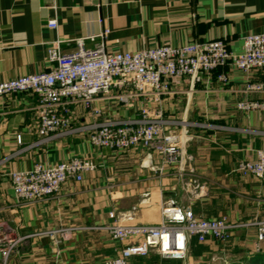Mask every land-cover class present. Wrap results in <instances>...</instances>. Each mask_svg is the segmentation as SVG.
Instances as JSON below:
<instances>
[{
  "label": "crops",
  "instance_id": "obj_1",
  "mask_svg": "<svg viewBox=\"0 0 264 264\" xmlns=\"http://www.w3.org/2000/svg\"><path fill=\"white\" fill-rule=\"evenodd\" d=\"M53 19L56 30L47 26ZM105 29L108 53L213 40L237 53L243 37L264 34V0H0V83L48 71L53 66L47 51L53 42H60L62 54L74 52L78 40L90 49L99 39L89 38ZM220 74L227 76L226 83L217 79ZM248 83L264 85V71L245 76L220 68L203 75L194 89L182 84L162 98L165 117L200 125L191 128L194 138L187 147L193 173L206 187L205 196L191 207L197 218L264 222V180L235 172L240 161L252 160L256 150L264 149V110L246 113L237 108L242 101H264V90L245 91ZM36 100L29 93L0 98V161H5L0 166V224L11 237L22 238L9 264H101L122 248L100 229L114 223L109 213L117 219L130 215L132 220L125 221L129 224L156 225L163 203L186 204L176 170L149 172L142 167L144 152L139 148L127 153L99 150L83 135L31 148L39 141ZM99 105L115 119L137 116L134 108L112 100ZM75 112L74 126L90 121L80 107ZM73 157L92 160L96 170L80 183L68 181L56 196L15 201L9 172L29 171L36 164L53 166ZM59 229L72 231L56 259L47 233ZM255 236L254 227L238 230L229 242L240 249ZM197 245L194 240L190 248ZM261 249L264 252V245ZM129 264L175 261L150 255L132 258Z\"/></svg>",
  "mask_w": 264,
  "mask_h": 264
},
{
  "label": "built area",
  "instance_id": "obj_2",
  "mask_svg": "<svg viewBox=\"0 0 264 264\" xmlns=\"http://www.w3.org/2000/svg\"><path fill=\"white\" fill-rule=\"evenodd\" d=\"M48 28L56 30L55 19ZM109 31L90 37L93 48L76 41V50L62 54L60 42H53L47 51V61L53 67L48 71L19 77L0 83V98L29 93L36 97L39 141L31 148L52 139L83 135L89 144L99 150L108 149L127 153L134 149L144 152L142 167L162 175L175 169L186 204L167 201L161 206V221L156 225H136L130 215L117 219L103 229L110 239L122 244L117 256L101 264H129L132 258L155 255L162 260H178L183 264L193 239L198 244L209 240L226 244L233 233L254 227V250L264 245V222H238L230 224L226 217L205 220L195 217L192 204L205 196L206 187L193 173L191 155L187 152L194 136L191 128L200 127L186 121L165 117L161 108L164 96L186 84L188 90L217 69L230 68L245 76L264 71V34L243 37L241 50H227L221 40L193 42L179 47L164 45L130 53H108L105 39ZM217 79L227 82V76ZM264 85L246 84V92H261ZM112 100L126 109L134 108L136 118L115 119L101 108L99 102ZM80 107L90 119L74 126L75 108ZM240 111L249 113L264 110V101H242ZM21 142L20 135L16 136ZM5 161H0V166ZM97 165L90 159L73 157L53 166L36 164L29 171H11L8 179L17 202L33 203L58 195L68 181L80 183ZM235 172L241 177L252 176L264 180V149L256 150L254 159L240 161ZM72 229H59L47 233L55 258L60 256L59 246L67 241ZM22 238L8 235L0 224V264H9Z\"/></svg>",
  "mask_w": 264,
  "mask_h": 264
},
{
  "label": "rangeland",
  "instance_id": "obj_3",
  "mask_svg": "<svg viewBox=\"0 0 264 264\" xmlns=\"http://www.w3.org/2000/svg\"><path fill=\"white\" fill-rule=\"evenodd\" d=\"M246 245L237 249L236 246H232L231 242L226 244L210 242L209 244H199L195 248H190L185 258V262L191 264H231L239 263L247 255L256 253L254 250V241L246 240ZM262 248V247H261ZM262 250V249H261ZM260 250V251H261ZM252 251V253H250ZM175 264H183L184 262L178 260ZM167 263V262H166ZM169 263V262H168Z\"/></svg>",
  "mask_w": 264,
  "mask_h": 264
},
{
  "label": "trees",
  "instance_id": "obj_4",
  "mask_svg": "<svg viewBox=\"0 0 264 264\" xmlns=\"http://www.w3.org/2000/svg\"><path fill=\"white\" fill-rule=\"evenodd\" d=\"M194 240L195 239L191 241V244L194 243ZM231 264H264V252L258 251L254 254L245 256L239 263Z\"/></svg>",
  "mask_w": 264,
  "mask_h": 264
}]
</instances>
